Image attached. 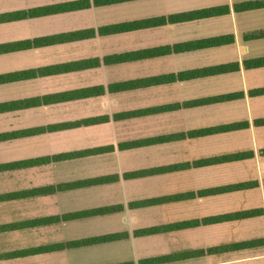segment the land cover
<instances>
[{
	"label": "crops",
	"instance_id": "0c3cea01",
	"mask_svg": "<svg viewBox=\"0 0 264 264\" xmlns=\"http://www.w3.org/2000/svg\"><path fill=\"white\" fill-rule=\"evenodd\" d=\"M0 264H264V0H0Z\"/></svg>",
	"mask_w": 264,
	"mask_h": 264
}]
</instances>
